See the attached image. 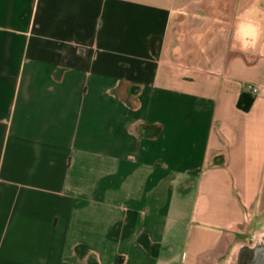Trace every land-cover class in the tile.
Here are the masks:
<instances>
[{"label": "crops", "instance_id": "0c3cea01", "mask_svg": "<svg viewBox=\"0 0 264 264\" xmlns=\"http://www.w3.org/2000/svg\"><path fill=\"white\" fill-rule=\"evenodd\" d=\"M253 7L0 0V264H229L264 231Z\"/></svg>", "mask_w": 264, "mask_h": 264}, {"label": "clouds", "instance_id": "9594fccd", "mask_svg": "<svg viewBox=\"0 0 264 264\" xmlns=\"http://www.w3.org/2000/svg\"><path fill=\"white\" fill-rule=\"evenodd\" d=\"M260 12L261 10L258 7H253L237 23L233 40L239 46L241 52L254 50L260 39L264 37V23H261L258 19Z\"/></svg>", "mask_w": 264, "mask_h": 264}, {"label": "flooded vegetation", "instance_id": "af4514ba", "mask_svg": "<svg viewBox=\"0 0 264 264\" xmlns=\"http://www.w3.org/2000/svg\"><path fill=\"white\" fill-rule=\"evenodd\" d=\"M253 244L245 245L234 264H264V232Z\"/></svg>", "mask_w": 264, "mask_h": 264}, {"label": "rangeland", "instance_id": "374dc122", "mask_svg": "<svg viewBox=\"0 0 264 264\" xmlns=\"http://www.w3.org/2000/svg\"><path fill=\"white\" fill-rule=\"evenodd\" d=\"M262 232H264L263 230L261 231V233H257V234H254V235H252V238H250L249 240H246V245H250L251 246V244H253L254 243V241H257V239H259L261 236H260V234H262ZM244 248V246L243 247H241V249L238 251V253H236L233 257H231L230 259L232 260H229L228 262H229V264H234V262L236 261V259H237V257H238V254L240 253V251L242 250Z\"/></svg>", "mask_w": 264, "mask_h": 264}, {"label": "trees", "instance_id": "16d2710c", "mask_svg": "<svg viewBox=\"0 0 264 264\" xmlns=\"http://www.w3.org/2000/svg\"><path fill=\"white\" fill-rule=\"evenodd\" d=\"M250 102H251V98L246 94H242L238 101V105L243 109H247L250 105Z\"/></svg>", "mask_w": 264, "mask_h": 264}, {"label": "built area", "instance_id": "2783aa9c", "mask_svg": "<svg viewBox=\"0 0 264 264\" xmlns=\"http://www.w3.org/2000/svg\"><path fill=\"white\" fill-rule=\"evenodd\" d=\"M245 88H246V91H247L249 94H254V93H256V92L258 91V89H257L255 86H252V85H250V84H247V85L245 86Z\"/></svg>", "mask_w": 264, "mask_h": 264}]
</instances>
